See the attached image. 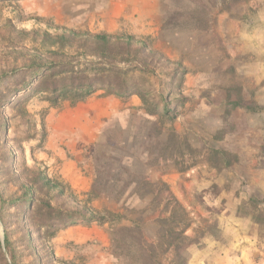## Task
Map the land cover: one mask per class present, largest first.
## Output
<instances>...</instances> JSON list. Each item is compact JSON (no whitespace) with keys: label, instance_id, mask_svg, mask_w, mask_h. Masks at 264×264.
Segmentation results:
<instances>
[{"label":"rangeland","instance_id":"obj_1","mask_svg":"<svg viewBox=\"0 0 264 264\" xmlns=\"http://www.w3.org/2000/svg\"><path fill=\"white\" fill-rule=\"evenodd\" d=\"M149 2L157 13L146 25L148 20L140 23L132 10ZM222 14L225 36L217 24ZM60 29L130 35L181 63L185 75L178 91L177 78L167 94L161 71L148 79L176 118L165 121L148 114L139 99L126 106L127 99L111 96L108 107L114 111L98 119L96 111L105 106L100 101L109 97L103 92L80 102L66 97L57 107L47 101V93H40L21 106L22 116L6 108L8 128L0 133L3 200L20 195L21 170L13 174L6 164L14 151L15 167L43 171L65 191L57 196L36 189V197L55 208L86 207L105 219L92 224L109 236L107 246L76 244L67 230L83 225L77 224L58 230L45 242L47 249L36 240L29 246L23 236L26 223L16 218L15 209L1 213L0 204L11 242L5 248L0 220L6 264H169L171 257H161L157 247L161 232L155 221L167 196L162 184L190 212L195 226L216 221L219 228L216 238L185 246L181 253L186 259H208L209 251L222 249L233 237L263 242L264 196L257 181L264 182V100L259 97L264 69L256 68L255 60L264 59L256 52L264 49V0H0V71L43 57L33 53L35 48L48 56L39 45L41 35L59 34ZM228 100H240L241 106L232 110ZM216 131L223 135L220 140L213 139ZM68 147L82 149L68 173L81 190L61 178L57 153ZM211 150L235 154L238 161L215 168ZM193 229L185 235L193 237Z\"/></svg>","mask_w":264,"mask_h":264},{"label":"trees","instance_id":"obj_2","mask_svg":"<svg viewBox=\"0 0 264 264\" xmlns=\"http://www.w3.org/2000/svg\"><path fill=\"white\" fill-rule=\"evenodd\" d=\"M32 42L37 43V39H33ZM39 45L48 50L46 53L48 56L35 48L33 53L43 57L32 58L24 67L0 71V133L4 134L8 128L6 108H11L18 115H25L21 106L26 100L40 93L48 94L47 101L52 107H57L66 97L80 102L96 92L121 99L135 96L145 106L148 114L159 115L168 122L175 120V111L168 107L165 97L156 96L148 79L158 71L163 72L167 81L165 87L169 94L172 83L177 78L174 88L178 91L181 87L185 69L181 63L170 61L145 42L137 41L130 35L102 32L91 34L60 29L59 34L41 35ZM75 91L80 93H73ZM228 104L232 110L241 106L240 100H228ZM245 108L250 109L248 106ZM222 137L221 131H216L213 135L214 140H220ZM209 155L214 160L212 166L215 168L229 167L238 161L235 154L223 150H211ZM13 156L14 151L12 153L9 151L6 164L13 174H16L17 169L21 170L17 178L20 195L5 201L0 194L1 213L12 209L19 213L16 218L26 223L23 236L29 246L36 240L46 248L45 242L63 228L77 224L106 222L104 218L95 217L86 207L55 208L46 199L36 197V189L45 193L53 191L57 196L63 195L65 191L43 171L31 170L24 165L15 167L16 160ZM144 185L149 186L148 183ZM162 187L166 190L167 196L164 199V208L155 221L161 232L157 247L161 251V257L166 259L171 257L169 264H185L182 249L191 244H199L198 240L204 237L216 238L219 228L216 221L205 222L204 227L195 226L190 212L170 194L165 184H162ZM111 191L112 188L109 192ZM253 219L257 223L260 220L258 217ZM0 220L4 228L3 243L7 248L11 244L7 224L1 216ZM190 229H193V237L185 235ZM32 251L34 256L38 255V251L35 252L33 247ZM48 257L52 258V255L48 254ZM0 263L6 264L1 246Z\"/></svg>","mask_w":264,"mask_h":264},{"label":"crops","instance_id":"obj_3","mask_svg":"<svg viewBox=\"0 0 264 264\" xmlns=\"http://www.w3.org/2000/svg\"><path fill=\"white\" fill-rule=\"evenodd\" d=\"M132 12H133L132 16L137 17V20L140 23H142V21L148 20L149 22L146 21V25L147 24L150 25L155 19V14L157 13V10H156V6L153 5V2H149L148 7H141L140 6L139 8L132 10ZM225 19H226V17L224 16V14L219 15V17L217 19L219 34H221L222 36H225V34H226L225 33V27L223 26L224 22L226 21ZM235 35H239V37H240V35H242V32L240 30H237V31H235ZM157 36H158V32H157ZM259 36H261V35H259ZM259 38H261V37H259ZM253 39H255V38H253ZM256 52H257V55L259 54L261 56H264V49H259ZM255 67L256 68L258 67L260 69H264V59H256L255 60ZM262 78H264V75L261 77V79ZM263 94L264 93H262V92L259 93V97L262 96L261 97L262 100H264ZM110 98H111V96L106 97L105 99H102V101H100L101 104H105V106L96 111V115H97L98 119L103 114L109 115L114 111V109H112L111 107H108V103L113 102V101H110L111 100ZM137 100H138V98L133 96V97L126 100L125 105L128 106V104H130V102H132L134 104H138V103H136ZM256 100H258V99H256ZM115 104H117V103H115ZM245 107H247V106H245ZM245 107H243V108L246 110H250V109H247ZM260 145H263V143L261 142ZM81 153H82V149L75 150L72 147H68V148H66V150H64V151L62 150V151H59L57 153L58 158H59L58 161L60 163L59 169H61L60 174L62 175L61 178H64V180L66 182H70L71 188L76 189V190H81L83 188V186L79 187L78 183H76L74 181L71 182L69 180L71 177L68 173L72 174V172H70V171H71V167L73 166V164L76 167V164L72 162L73 157H77V156L81 155ZM240 154L238 155L239 156V164L242 165V164H244L243 162H245V161L242 158V156H243L242 153H240ZM75 160H77V159H75ZM263 173H264V171H261V174H263ZM257 185L259 187V193H263V196H264V182L262 180L257 181ZM67 234L70 236L72 235L69 238L71 240H73V242L76 244H83V243H87V242H90V243L92 242V243H96V244L99 243L101 246H107V243L109 241L108 239L106 240V237H109L108 231L105 229H101V227H97L93 224L88 225V226L78 225V226H75V227L70 228V229L68 228ZM227 244L228 245L225 247H222V249L220 248V249H217L215 251H209L208 252L209 253L208 259L203 258V257L201 259L198 257L186 259L184 253L183 254L181 253V254L185 258V260H187V264H264V241L263 242L256 241L253 238H251L248 241L245 238L240 239V238L233 237L232 239L228 240ZM193 256H195V254H193Z\"/></svg>","mask_w":264,"mask_h":264}]
</instances>
